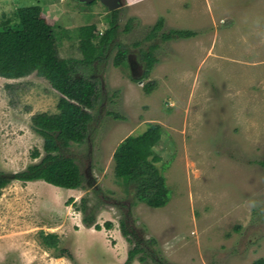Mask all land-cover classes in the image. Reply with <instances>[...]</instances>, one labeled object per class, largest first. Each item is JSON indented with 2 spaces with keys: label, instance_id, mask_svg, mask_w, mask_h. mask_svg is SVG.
Instances as JSON below:
<instances>
[{
  "label": "rangeland",
  "instance_id": "obj_1",
  "mask_svg": "<svg viewBox=\"0 0 264 264\" xmlns=\"http://www.w3.org/2000/svg\"><path fill=\"white\" fill-rule=\"evenodd\" d=\"M119 2L116 40L128 48L127 59L115 66L114 46L97 66L93 76L104 95L99 113L88 139L62 151L80 166L82 187L43 180L4 187L0 264H123L131 245L120 219L131 195L115 175L113 154L124 138L152 122L163 129L153 152L170 199L160 208L131 206L130 225L141 236L155 237L171 264H252L264 258V0ZM33 4L58 33L63 57H81L79 26L95 24L99 36L109 27L111 10L99 0H0V23L15 22L16 9ZM160 19L163 28L146 39ZM171 29L196 35L162 39ZM155 43L158 61L144 76L141 49ZM60 96L35 73L0 76V172L41 160L44 139L32 116L58 112ZM106 221L113 226L106 228ZM42 233L57 234V247L46 246ZM64 248L73 258L58 255Z\"/></svg>",
  "mask_w": 264,
  "mask_h": 264
},
{
  "label": "trees",
  "instance_id": "obj_2",
  "mask_svg": "<svg viewBox=\"0 0 264 264\" xmlns=\"http://www.w3.org/2000/svg\"><path fill=\"white\" fill-rule=\"evenodd\" d=\"M92 4L93 2H86ZM109 27L99 36L95 24L81 25L77 28L81 57H63L58 47V33L42 15L39 4L18 7L15 11V22L0 23V76L16 79L35 73L45 78L60 94L56 113L40 112L32 116L34 130L44 139L45 154L40 161L29 164L25 169L5 174L0 172L1 190L10 182L43 180L52 185L77 189L82 187L84 175L80 166L71 156L62 151L71 143H84L91 131V122L95 113H99L104 95L100 81L94 78L99 64H103L110 50L117 48L114 65L121 66L128 56V48L116 40L117 10L110 11ZM131 22L127 23L129 29ZM163 28V19L152 26L146 39L153 38ZM196 35L190 29H171L162 32L164 40L188 38ZM138 44V43H137ZM157 44L149 49H141L145 66L144 76L154 68L158 59L154 54ZM146 91L151 84L145 85ZM115 117L122 115L113 113ZM163 129L160 124L152 122L139 134H131L116 147L114 171L124 190L131 195L130 204H124L126 211L120 219V229L130 243L127 259L123 264H132L138 259L153 264H171L166 262L158 249L155 237L139 235L130 225L132 216L130 207L144 203L154 208L165 206L170 199V190L165 176L157 162L159 156L154 155V147L161 140ZM40 152L35 150L33 158H39ZM85 198H82V203ZM85 207L82 210L85 211ZM90 216L83 221L91 226ZM106 228L113 226L106 221ZM97 229L102 226L95 224ZM46 246L57 247L58 236L54 233H42ZM59 256L73 255L67 249H61ZM252 264H264V258H258Z\"/></svg>",
  "mask_w": 264,
  "mask_h": 264
},
{
  "label": "water",
  "instance_id": "obj_3",
  "mask_svg": "<svg viewBox=\"0 0 264 264\" xmlns=\"http://www.w3.org/2000/svg\"><path fill=\"white\" fill-rule=\"evenodd\" d=\"M83 2H91L93 0H81ZM103 4L107 5L110 10H113L120 6L119 0H100Z\"/></svg>",
  "mask_w": 264,
  "mask_h": 264
},
{
  "label": "flooded vegetation",
  "instance_id": "obj_4",
  "mask_svg": "<svg viewBox=\"0 0 264 264\" xmlns=\"http://www.w3.org/2000/svg\"><path fill=\"white\" fill-rule=\"evenodd\" d=\"M94 1H98V0H93V2H94ZM99 1H100V0H99ZM91 2H92V1H91Z\"/></svg>",
  "mask_w": 264,
  "mask_h": 264
}]
</instances>
